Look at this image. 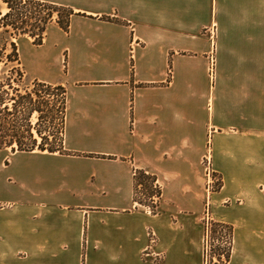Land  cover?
<instances>
[{"label":"crops","instance_id":"1","mask_svg":"<svg viewBox=\"0 0 264 264\" xmlns=\"http://www.w3.org/2000/svg\"><path fill=\"white\" fill-rule=\"evenodd\" d=\"M36 1L82 14L19 46L24 83L67 90L65 152L0 151V264H206L209 147L229 264H264V0Z\"/></svg>","mask_w":264,"mask_h":264},{"label":"trees","instance_id":"2","mask_svg":"<svg viewBox=\"0 0 264 264\" xmlns=\"http://www.w3.org/2000/svg\"><path fill=\"white\" fill-rule=\"evenodd\" d=\"M4 3L8 7V12L0 18V38L4 40L0 46V66L5 64L8 67V74L0 81V151L11 149L13 153L33 151L64 153V128L57 147L39 144L36 136L43 142L46 140L41 126L46 121L51 123L55 115V112L51 110V102L45 101L42 94L52 95L55 100L58 97V113L65 126L67 90L61 85L55 86L38 81L33 83V90H22L20 86L24 84L26 75L17 44L13 39L28 36L33 39L35 45H43L48 27L52 23H56L62 30L68 32L72 17L82 14L76 13L68 6L36 0H4ZM6 35L9 37L5 38ZM32 96L37 97V102L33 110L27 111V105L32 102ZM33 112L39 114L34 128L36 133L33 132L31 124ZM141 187H143L146 203L152 202L155 197L162 196L156 177L138 170L135 175V200L144 205L138 200V191ZM212 227L215 235H222L226 239L222 243V246H225L223 253L218 255L221 260L224 259L225 264H229L234 241L233 228L215 221L212 222Z\"/></svg>","mask_w":264,"mask_h":264},{"label":"rangeland","instance_id":"3","mask_svg":"<svg viewBox=\"0 0 264 264\" xmlns=\"http://www.w3.org/2000/svg\"><path fill=\"white\" fill-rule=\"evenodd\" d=\"M1 1L4 2V0H1ZM8 37H9L8 35L5 36V38H8ZM29 38L30 37H28V36H19V37L13 39V41L17 44V47L19 50V46L22 44V42L24 40H28ZM3 41L4 40L0 38V46L3 44ZM214 62H215V60H214ZM214 72H215V63H214ZM7 74H8V67L5 64H2L0 66V81L2 79H4L7 76ZM212 74H214V73H212ZM20 88L22 90H24V89L33 90V86L29 85V82L22 84L20 86ZM42 95L44 96L45 101L51 102V110H53L55 112V115H54L51 123H48V121H46V122H43V124L41 126L42 131L45 132L46 140L43 142L41 138H39L38 136H36V137H37L39 144L44 143L45 145L47 144L49 147H51V146L57 147L60 144V140L62 138L61 132L63 131V128H64V126L62 124V120H61V115L58 113V107H59L58 97L55 100V97L52 95L51 96H48L47 94H42ZM9 105H11V103ZM209 154H210V158H211L210 161H211V166H212V151H211L210 147L208 148V152L206 153L205 157H207V155H209ZM214 177L215 178L218 177V180L220 179L221 181H219L218 183L216 182L215 192H213V194L210 195V202H211L212 196L216 192H218L223 186V182H222L220 175L215 173ZM145 198L146 197L144 196L143 187H141L138 191V200L142 201V203L144 205H147L148 207L151 208V211H150L151 214H157V212H158L157 207H158V202H159L160 198L155 197L152 202L150 201L148 203L145 202ZM155 202H156V204H155ZM207 203H208V199H207V176H206V207H207ZM209 207H210V204H209ZM206 210H207V208H206ZM209 211H210V209H209ZM205 213H206V211H205ZM205 217H206V214H205ZM210 218H211V216H210ZM212 222L210 223L211 226L209 227V229L206 226V239H205V241H206L205 242L206 264H225L223 262L224 259L221 260L219 258L218 254L223 253V249L225 246H222V243H223V241H226V239L224 236L219 235V234H218L219 235L218 236V235H215L214 232H212L213 231ZM206 225H207V223H206ZM151 233H153V232H151ZM157 241H158V238H157ZM157 244H158V242H157Z\"/></svg>","mask_w":264,"mask_h":264},{"label":"built area","instance_id":"4","mask_svg":"<svg viewBox=\"0 0 264 264\" xmlns=\"http://www.w3.org/2000/svg\"><path fill=\"white\" fill-rule=\"evenodd\" d=\"M214 58L211 59V72L214 73ZM210 154L207 155V157H205L204 159V166H205V170H206V176H207V199H208V203H207V210H206V217H205V221L207 223V227L209 229V227L211 226L210 223L212 222L211 218H210V211H209V202H210V195L213 194V192H215V188H216V182L218 183L219 181H221L220 179L218 180V177L215 178L214 175V171L213 168L211 166V161H210ZM156 204V202H155ZM149 212L151 211V208L148 207ZM157 237L154 233L150 234V246L149 248L146 250L145 255L150 256L153 255L156 257L157 261H163L164 260V255L160 254H156L154 252V247L155 245H157Z\"/></svg>","mask_w":264,"mask_h":264}]
</instances>
